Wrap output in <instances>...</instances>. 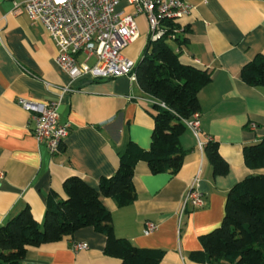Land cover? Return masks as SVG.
<instances>
[{"label":"crops","instance_id":"obj_1","mask_svg":"<svg viewBox=\"0 0 264 264\" xmlns=\"http://www.w3.org/2000/svg\"><path fill=\"white\" fill-rule=\"evenodd\" d=\"M25 1L0 0V225L27 205L43 225L48 196L64 197L68 177L81 175L99 188L103 177L116 172L129 140L151 147L155 124L157 99L137 79L72 80L56 63L57 46L44 25L32 20L23 6L13 13ZM186 1L192 11L179 22L189 36L182 58L211 73V81L199 92L200 131L196 135L187 127L181 135L186 154L177 174H153L141 161L134 175L137 200L122 207L111 197L103 200L117 236L139 247L165 250L160 264H221L198 262L190 254L203 249L201 234L221 224L229 189L250 173L264 172L249 168L243 154L246 144L264 138V86L249 85L241 76L247 62L264 54V0ZM137 18L140 35L124 54L138 63L149 25L144 15ZM65 86L71 89L63 92ZM52 101L59 102L61 122L70 125L56 154L33 135V114ZM211 139L219 141L229 162L225 175H214L205 154ZM193 187L204 194V206L184 203ZM148 221L157 224L151 233L145 232ZM75 243H87L88 248L74 250ZM106 243L104 234L87 226L61 240L29 247L20 264H121L105 252Z\"/></svg>","mask_w":264,"mask_h":264},{"label":"trees","instance_id":"obj_2","mask_svg":"<svg viewBox=\"0 0 264 264\" xmlns=\"http://www.w3.org/2000/svg\"><path fill=\"white\" fill-rule=\"evenodd\" d=\"M162 22L166 32L158 39L148 40L135 68L140 86L157 99L151 147L146 149L129 140L116 172L103 177L99 188L81 175L68 177L64 197L48 196L43 225L29 205L1 224L0 264H20L29 247L61 240L87 226L106 236L105 252L118 257L121 264L161 263L165 250L139 247L117 236L103 198H113L120 207L134 203L138 197L135 168L141 161L148 163L153 174L175 175L183 165L186 151L180 138L187 129L184 120L200 112L199 92L211 81V73L183 60V48L189 42L186 27L172 39L180 24L170 19ZM241 76L249 85L264 86V54L247 62ZM204 151L215 176L229 172V162L222 155L218 140H209ZM243 154L249 168H264V138L246 144ZM200 241L203 249L190 254L198 262L264 264V172L250 173L229 189L221 224L201 234Z\"/></svg>","mask_w":264,"mask_h":264},{"label":"built area","instance_id":"obj_3","mask_svg":"<svg viewBox=\"0 0 264 264\" xmlns=\"http://www.w3.org/2000/svg\"><path fill=\"white\" fill-rule=\"evenodd\" d=\"M122 3L125 7H121ZM16 5L13 13H18L17 9L23 6L32 20L44 25L57 46L56 63L68 72L72 80L83 76L95 79L129 76L136 80L137 62L126 56L124 50L140 35L137 17L144 15L147 18L148 37L155 40L166 32L162 21L170 19L179 23L192 11L186 0H26ZM183 28L180 24L170 38L174 39ZM81 57L84 58L81 60ZM92 59L94 62L91 64ZM70 89L65 86L63 92ZM19 103L30 108L24 98H20ZM58 107L59 102L52 101L32 116L34 137L52 154L62 150L70 132V125L60 120ZM184 123L198 135L201 124L199 112ZM2 177L3 172L0 171ZM184 203L202 207L206 199L199 189L193 187L187 192ZM156 228L155 222L148 221L145 232L151 233ZM87 248V243L73 245L74 250Z\"/></svg>","mask_w":264,"mask_h":264},{"label":"rangeland","instance_id":"obj_4","mask_svg":"<svg viewBox=\"0 0 264 264\" xmlns=\"http://www.w3.org/2000/svg\"><path fill=\"white\" fill-rule=\"evenodd\" d=\"M137 22H138V18H137ZM138 25H139V22H138ZM170 43L173 45V42L170 41ZM83 58H84V57H83ZM83 58H80V59L82 60ZM93 62H94V60L92 59V60L90 61V63L92 64Z\"/></svg>","mask_w":264,"mask_h":264}]
</instances>
